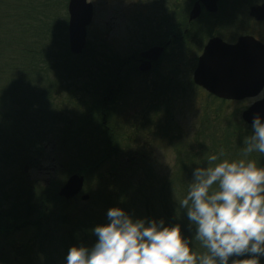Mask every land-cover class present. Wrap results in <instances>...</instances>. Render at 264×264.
<instances>
[{
	"label": "trees",
	"instance_id": "1",
	"mask_svg": "<svg viewBox=\"0 0 264 264\" xmlns=\"http://www.w3.org/2000/svg\"><path fill=\"white\" fill-rule=\"evenodd\" d=\"M67 3L68 0H0V235L7 238L13 232L31 231L34 235L26 245L29 248L25 249L31 250V256H41L42 264H65L69 247L91 246L96 240L91 231L97 225L93 223L95 218L98 224L106 223L107 209L116 206L133 218H163L167 224L179 223L182 234L191 238L194 228L178 202L187 191L193 169L205 166L210 154L221 151L229 158H239L243 138L250 134L251 126L245 135L238 131L227 132V126L220 123L215 124L212 134L207 133L208 130L204 132L202 127L196 133V150L193 151L192 146L174 149L176 167L164 178L154 172L152 175L144 172V179L136 182L125 173L118 178L119 194L109 193L108 186L99 184L97 193L86 194V201L88 197L95 200L100 212L90 213L88 206L78 212L74 224L73 217L66 213L67 200L59 197L55 187H45L38 194L26 188V183H14L19 168L32 164L39 152L36 149H42L41 146L50 141L57 110L63 104L72 106L71 100L76 97L91 99V106L99 108L101 126L105 128L109 103L134 95L135 92L129 95V90L133 89V85L129 86L131 80L143 81L145 88L139 89V96L144 101L154 102V109L161 107L159 101L168 111L181 96L173 93L168 97L167 88L158 83L160 70L141 75L132 65L124 64L125 59L121 60L120 55L105 53L101 42L86 39L81 54L72 55L67 38ZM181 61L184 60L171 62L182 66ZM125 69L131 71V77L126 75ZM68 132L67 126L62 128L61 133L67 135ZM76 142L72 141L70 147L73 149L76 145L82 150L84 145ZM250 158L264 166V154L252 153ZM94 159L86 162L84 158L86 165L74 173L82 177L96 176L97 181L100 175L95 171L100 160L97 156ZM131 170L133 172L134 167ZM115 194H118L116 205L112 196ZM60 232L61 237H58ZM190 248L197 254L205 251L195 239ZM246 259L237 258L235 264H243ZM260 264H264V257H260Z\"/></svg>",
	"mask_w": 264,
	"mask_h": 264
},
{
	"label": "rangeland",
	"instance_id": "2",
	"mask_svg": "<svg viewBox=\"0 0 264 264\" xmlns=\"http://www.w3.org/2000/svg\"><path fill=\"white\" fill-rule=\"evenodd\" d=\"M87 1L93 8L92 21L87 28V41L101 42L105 53L120 55L121 60H124L143 52L156 38L154 28L150 29V23L157 26V21L151 20L153 16L148 13L147 5L155 3L154 0ZM165 1L168 5L173 0ZM171 5L172 18L179 20L182 0L172 2ZM197 37L199 38L194 43L198 45L189 50L188 58L177 54L170 60L167 59L168 61L159 62L160 71L163 73L158 75V83L167 88L169 98L173 93L181 95L168 111L159 101L161 107L154 109V102L152 104L149 100H142L138 92L145 87L139 79L136 82L130 81L129 86L133 85V89L129 90V95L135 92L133 96L109 103L106 111L108 124L105 128L101 126L99 108L91 106V99L76 97V101L71 100L75 107L63 104L57 110L56 126L52 127L50 141L41 146L42 149H36L39 152L32 164L28 167L23 164L19 168L20 172L15 176L14 183H26V188H31L38 194L45 187L59 190L71 175L76 174V169L86 165L84 158L87 162L97 156L100 160L98 170H94L100 175L97 181L96 176H84L82 193L67 200L66 213L70 218L73 217L74 224L78 212L84 211L88 206V212H100L99 205L92 198L91 202L89 197L88 201L81 200L82 195L90 196L91 191L97 193L99 184L108 186L107 192L119 194L118 178L125 176V173L133 176V181L136 182L144 179V172L151 173L150 175L154 172L162 178L172 173L176 167L177 156L174 149L192 146L193 151L196 150V133L202 127L204 132L208 130L207 133L212 134L215 124L220 123L227 126V132L238 131L245 135L249 127L243 123L241 114L259 97L241 101H219L196 87L192 82V71L207 36L201 37L203 40L200 42V36ZM183 57L187 59L181 61L182 66H185L181 70L186 69L188 72L178 74L180 65H174L171 61L181 60ZM171 73L173 79L170 78ZM127 74L131 77L129 69L126 70ZM155 110L158 112L155 113ZM65 126L69 131L67 135L61 133ZM72 141L84 145L82 150L76 145L72 149ZM136 160L137 164L141 161L139 170H136ZM131 167L135 169L133 172ZM118 194L112 195L115 205ZM95 221L93 223L98 224L96 218ZM33 235L31 231L13 232L7 238L0 235V264H42L41 256H31V250H25L29 248L26 245L30 244L28 242ZM57 236L61 237V232Z\"/></svg>",
	"mask_w": 264,
	"mask_h": 264
},
{
	"label": "clouds",
	"instance_id": "3",
	"mask_svg": "<svg viewBox=\"0 0 264 264\" xmlns=\"http://www.w3.org/2000/svg\"><path fill=\"white\" fill-rule=\"evenodd\" d=\"M264 96L259 97V99ZM239 158L223 151L210 154L192 171L179 200L194 234L183 235L179 223L163 218H133L109 207L106 223L95 225L91 246L69 247L65 264H260L264 257V166L252 153L264 154V118L257 112L242 141ZM192 239L205 249L197 254Z\"/></svg>",
	"mask_w": 264,
	"mask_h": 264
},
{
	"label": "water",
	"instance_id": "4",
	"mask_svg": "<svg viewBox=\"0 0 264 264\" xmlns=\"http://www.w3.org/2000/svg\"><path fill=\"white\" fill-rule=\"evenodd\" d=\"M207 7L214 0H200ZM68 47L72 55H79L85 47L86 29L92 20V5L87 0H69ZM198 14V4L193 7L190 18ZM248 42H239L236 46H227L217 39H211L198 59L193 73V82L207 93L224 100H241L244 97L257 96L264 89V47L248 46ZM253 46V47H252ZM248 48V50H241ZM162 48H151L141 54L143 63L139 70L146 72L150 63L156 61ZM264 96V93H263ZM259 112L264 118V98L254 102L241 114L244 123L251 126L254 114ZM83 187V177L72 175L59 191V196L71 199L78 195ZM87 197L83 196L82 200Z\"/></svg>",
	"mask_w": 264,
	"mask_h": 264
},
{
	"label": "flooded vegetation",
	"instance_id": "5",
	"mask_svg": "<svg viewBox=\"0 0 264 264\" xmlns=\"http://www.w3.org/2000/svg\"><path fill=\"white\" fill-rule=\"evenodd\" d=\"M154 1L155 3L152 5H147L148 13L150 12L153 16L151 20L157 21V26L153 22L150 23V29L154 28L156 38L148 48H162L160 58L156 62H151L149 70L144 73L139 71V65L142 63L139 54L135 58L132 56L126 58L124 62L127 66L135 67L141 75L161 70L159 62L170 60L180 48L179 56L183 55L188 58L189 48L198 45L194 43V40L199 38L197 36H200L199 42L203 40L201 37L204 38V35L207 38L205 37V43L195 60V67L199 56L211 39H217L227 46H236L239 42L245 41L249 43L248 46L256 44L264 47V0H214L213 5L208 7L200 0H182V12L179 20L172 18L173 7L171 5L172 2L177 3L178 0H173L168 5L165 0ZM195 4H198V14L194 19H191L190 13ZM241 50H248V48ZM184 57L183 60L187 59ZM183 67L185 66H179V69ZM179 72L187 74L188 71L185 69V71L180 70ZM262 92L254 98L261 97ZM207 95L215 98L208 93ZM245 99H250V97H244L241 100Z\"/></svg>",
	"mask_w": 264,
	"mask_h": 264
}]
</instances>
